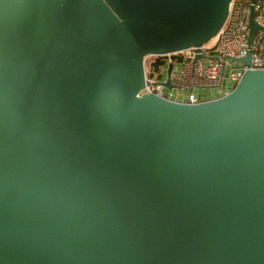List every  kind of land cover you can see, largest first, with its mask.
<instances>
[{
    "label": "water",
    "instance_id": "water-1",
    "mask_svg": "<svg viewBox=\"0 0 264 264\" xmlns=\"http://www.w3.org/2000/svg\"><path fill=\"white\" fill-rule=\"evenodd\" d=\"M231 1L0 0V264H264V69L141 93Z\"/></svg>",
    "mask_w": 264,
    "mask_h": 264
},
{
    "label": "built area",
    "instance_id": "built-area-1",
    "mask_svg": "<svg viewBox=\"0 0 264 264\" xmlns=\"http://www.w3.org/2000/svg\"><path fill=\"white\" fill-rule=\"evenodd\" d=\"M252 6L259 28L251 35ZM214 38L218 39L213 47L208 42L174 53L180 56L179 60L172 59L170 53L168 59L177 67L168 71L165 78L161 77L162 64L158 71L153 66L162 55L145 56L146 85L141 93H154L177 102L197 103L229 93L246 70L264 69V0H232L228 16ZM248 54L250 64H245L241 58ZM147 61L150 62V72L146 69ZM169 80L172 87L166 84ZM207 91L212 94L207 95Z\"/></svg>",
    "mask_w": 264,
    "mask_h": 264
},
{
    "label": "rangeland",
    "instance_id": "rangeland-1",
    "mask_svg": "<svg viewBox=\"0 0 264 264\" xmlns=\"http://www.w3.org/2000/svg\"><path fill=\"white\" fill-rule=\"evenodd\" d=\"M217 39L218 38H214L212 39L211 41H209V46L210 47H213L215 46L216 42H217ZM177 67V65L174 63V61L170 60V59H167L163 62V65H162V69H161V77L162 78H165L166 77V73L169 71V70H172V69H175ZM146 69H147V72H150V62L147 61L146 62ZM155 78H158V75L155 76ZM225 85V84H224ZM199 90H195L196 93H199L198 92ZM212 93L211 92H208L207 91V95H211Z\"/></svg>",
    "mask_w": 264,
    "mask_h": 264
},
{
    "label": "flooded vegetation",
    "instance_id": "flooded-vegetation-1",
    "mask_svg": "<svg viewBox=\"0 0 264 264\" xmlns=\"http://www.w3.org/2000/svg\"><path fill=\"white\" fill-rule=\"evenodd\" d=\"M167 59H168V57H163L162 60L160 61V65H161V64L163 65V62H164L165 60H167Z\"/></svg>",
    "mask_w": 264,
    "mask_h": 264
}]
</instances>
